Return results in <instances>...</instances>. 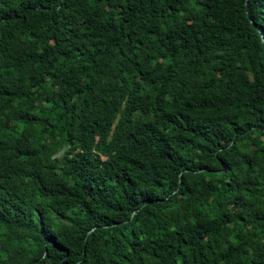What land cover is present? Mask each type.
I'll use <instances>...</instances> for the list:
<instances>
[{
  "label": "trees",
  "instance_id": "16d2710c",
  "mask_svg": "<svg viewBox=\"0 0 264 264\" xmlns=\"http://www.w3.org/2000/svg\"><path fill=\"white\" fill-rule=\"evenodd\" d=\"M0 264H264V0H0Z\"/></svg>",
  "mask_w": 264,
  "mask_h": 264
},
{
  "label": "water",
  "instance_id": "95a60500",
  "mask_svg": "<svg viewBox=\"0 0 264 264\" xmlns=\"http://www.w3.org/2000/svg\"><path fill=\"white\" fill-rule=\"evenodd\" d=\"M244 4L246 5V1H244ZM250 23H251V25L254 27V28H256V26H255V24L252 22V21H249ZM257 29V28H256ZM257 31H258V29H257ZM260 39H261V42H262V44H263V38H262V36H260Z\"/></svg>",
  "mask_w": 264,
  "mask_h": 264
}]
</instances>
